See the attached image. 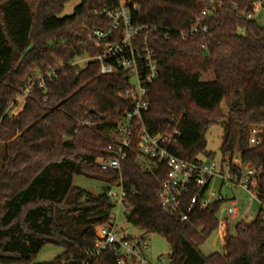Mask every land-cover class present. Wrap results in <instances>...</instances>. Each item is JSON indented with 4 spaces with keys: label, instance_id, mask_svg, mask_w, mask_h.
Instances as JSON below:
<instances>
[{
    "label": "trees",
    "instance_id": "16d2710c",
    "mask_svg": "<svg viewBox=\"0 0 264 264\" xmlns=\"http://www.w3.org/2000/svg\"><path fill=\"white\" fill-rule=\"evenodd\" d=\"M68 1L0 0V264L85 257L97 239L96 227L110 224L114 204L108 191L120 179L128 192L127 221L162 235L171 244V264H264L262 213L239 222L234 235L227 233L224 253L204 255L200 246L218 228L225 197L206 207L198 204L182 221L186 209L171 212L159 198L167 167L144 156L136 143L120 172L99 166L97 159L109 155L120 112L130 106L119 95L128 77L100 74L95 62L73 65L94 55L90 30L104 21L91 12L108 2L81 0L71 15L61 17ZM217 1L223 11L207 20L209 32L185 39L182 33L208 6L206 0H127L133 23L150 29L158 59L145 121L154 131L167 130L170 119L178 122L181 137L171 151L194 161L203 155L214 159L206 136L226 116L221 153L238 149L244 165L260 169L264 200V140L248 146L246 139L251 127L264 128V25L239 16L253 9L251 1ZM49 69L54 71L53 80L46 78L50 92L35 82L21 111L10 116L7 109L16 96L36 73ZM208 72L214 78L202 80ZM76 175L103 182V192L74 186ZM48 244L64 251L36 263ZM92 264H117V258L107 251Z\"/></svg>",
    "mask_w": 264,
    "mask_h": 264
},
{
    "label": "built area",
    "instance_id": "2783aa9c",
    "mask_svg": "<svg viewBox=\"0 0 264 264\" xmlns=\"http://www.w3.org/2000/svg\"><path fill=\"white\" fill-rule=\"evenodd\" d=\"M105 1L108 4L94 8L91 12L104 21L101 26L90 30L94 55H87L73 62V65L78 67L81 62L84 63V67L89 62H95L99 65L100 74L124 73L128 77V83L119 95L129 102L130 106L120 112L119 121L107 147L109 155L97 159L99 166L104 170L120 172L127 150L136 143L144 156L167 167L168 174L161 184L159 198L163 207L171 212H177L184 207L186 212L181 213L182 221L188 219V214L198 204L206 207L215 200L223 199L221 190L224 186L245 190L251 205L254 201L260 204V213L264 217V200L261 199L259 190L260 169L244 165L240 150L226 154L221 161L209 158L186 160L171 151V147L181 137L178 122L170 119V126L165 131H154L146 123L145 114L150 108L149 87L159 77L157 55L149 41L150 29L133 23L127 0ZM249 1L253 3V9L242 11L239 16L255 19L262 11L264 12V0ZM206 2L208 6L202 10L190 28L182 33L183 38L209 32L207 20L223 11L222 2L217 0ZM53 76L54 71L50 69L45 73H36L22 95L26 98L35 82H38L45 93L50 92L46 78L53 80ZM253 133L249 146L262 142L257 135L258 130L254 129ZM190 192L193 195L185 203L186 195ZM127 194L123 180L120 179L108 191L114 204L110 224L96 227L97 239L94 246L87 250L85 257L81 259L64 257L58 264H92L94 259L107 251L115 254L117 264H152L147 255L148 242L144 237L117 231L116 219L113 216L117 217L122 212L126 215L129 212ZM238 206V201L232 198L227 208V216L236 218L239 215ZM227 222V219H219L223 240L228 233Z\"/></svg>",
    "mask_w": 264,
    "mask_h": 264
},
{
    "label": "rangeland",
    "instance_id": "374dc122",
    "mask_svg": "<svg viewBox=\"0 0 264 264\" xmlns=\"http://www.w3.org/2000/svg\"><path fill=\"white\" fill-rule=\"evenodd\" d=\"M81 2V0H69L60 14V16L71 15L74 12L75 7ZM256 21L260 25H264V12L262 11L256 18ZM240 33H243V30H239ZM81 58H77L76 60H80ZM83 59V58H82ZM79 68L84 67V63L78 64ZM214 78V74L212 72L204 73L202 75V80H211ZM25 102V96L22 94H18L16 96V102L11 103L7 109V113L10 116L17 115L21 109L23 108ZM223 110L227 112L226 105L223 104ZM226 117V116H225ZM258 130L257 135L261 138V141L264 140V128L263 127H251L248 130L247 134V145L249 146L250 137L253 133V130ZM223 134H224V126L222 124H215L211 126L207 134V150L208 152H212L214 154V159L221 161L223 155L221 153V145L223 142ZM238 150V149H237ZM3 151L4 147L0 144V164L3 160ZM227 156V155H225ZM202 158L207 159L206 156H202ZM73 184L76 187L84 189L86 192L91 194H99L102 193L105 185L103 182L87 178L83 175H76L73 178ZM115 189V188H114ZM222 195L225 197V201L222 203L217 216L219 219H227V230L229 234L234 235L236 233V225L243 222H251L253 221L257 215L260 213L261 208L260 204L257 201L250 204L249 195L242 188L231 189L228 186H224L222 189ZM232 198H235L239 203V215L236 218L231 216H227V208L230 205V201ZM116 219L117 231L120 233H126L129 235H140L144 237L148 242L147 254L150 262L152 264H171L169 259V253L171 252V244L160 234L158 233H145L140 229L131 225L127 219L125 213H120L117 217L113 216ZM220 226L211 234V236L200 246V249L204 255H210L214 252H225L223 234ZM64 249L61 246L56 245H45L38 255L35 258L36 263L49 262L54 260L57 256H59Z\"/></svg>",
    "mask_w": 264,
    "mask_h": 264
},
{
    "label": "water",
    "instance_id": "95a60500",
    "mask_svg": "<svg viewBox=\"0 0 264 264\" xmlns=\"http://www.w3.org/2000/svg\"><path fill=\"white\" fill-rule=\"evenodd\" d=\"M225 122H227V117H224V118L218 120V124H222Z\"/></svg>",
    "mask_w": 264,
    "mask_h": 264
},
{
    "label": "crops",
    "instance_id": "0c3cea01",
    "mask_svg": "<svg viewBox=\"0 0 264 264\" xmlns=\"http://www.w3.org/2000/svg\"><path fill=\"white\" fill-rule=\"evenodd\" d=\"M140 236H142V234H140ZM148 255V254H147Z\"/></svg>",
    "mask_w": 264,
    "mask_h": 264
}]
</instances>
